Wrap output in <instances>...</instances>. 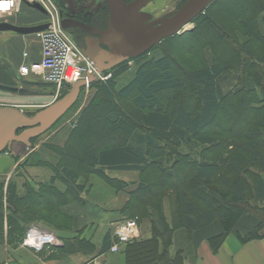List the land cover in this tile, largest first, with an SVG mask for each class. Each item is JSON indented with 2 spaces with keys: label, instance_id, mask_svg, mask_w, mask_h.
<instances>
[{
  "label": "trees",
  "instance_id": "16d2710c",
  "mask_svg": "<svg viewBox=\"0 0 264 264\" xmlns=\"http://www.w3.org/2000/svg\"><path fill=\"white\" fill-rule=\"evenodd\" d=\"M232 1H212L192 20L196 22L193 29L168 36L140 56L130 58L136 60L148 52H155L157 47L167 41L183 45L184 41H187V44L188 41H195L206 45L208 53L205 61L194 58L200 66L191 67L187 72L194 86V108H188L184 103H175L169 107L164 102L162 94L178 88L181 84L180 78L174 75L171 69L177 64L168 52L164 51L158 58L138 66L132 78L118 90L122 100L131 101L129 118L119 113L115 103H107L108 113L102 115L92 110V117L85 124L89 125L92 118L100 117L105 123L103 129L108 135L102 136L100 142L95 145L79 150L68 140L60 146L61 148L58 146L55 151L58 160L56 159L54 165L52 163L49 168L52 171L49 188L41 195H21L11 181L7 183L5 199L13 207L9 208V218L14 240L22 232L21 224H29L51 217L55 213H62V208L67 206L70 200L84 202L80 193L84 191L85 181L90 182V175L98 173L106 183L113 184V180L104 174L105 170H136L149 181L155 180L156 175L159 176L154 184L138 183L130 194V199L123 205L127 218L136 219L137 222L142 217L148 218L152 227L149 238L131 240L124 245L125 264H185L186 250H192L193 246H197L202 240H208L212 250L216 252L224 237L230 233L236 235L240 243L262 237L264 181L259 172H264V109L256 123L249 128L250 137L239 143L242 150L233 154L222 152L216 159L206 157L207 146L216 143L215 133L202 132L215 124L219 109L227 97L225 89L231 81L237 84L240 82L249 90H254V86L264 85V72L249 65V61L264 64V28L260 33L254 28L257 26V14L260 10L264 11V0L252 4V11L247 17H228L220 14L224 4ZM56 3L61 5L59 1ZM245 7L248 8V5ZM235 24L237 26L233 30ZM202 26H211L217 31L222 39L219 42L225 40L234 47L238 46V51L232 50L235 54L233 59L223 60L222 50H219L221 58H216L205 29L202 32L204 36L201 34ZM244 33L249 39L252 38L253 43L254 40L259 42V57L249 47ZM241 53H244L247 59L241 56ZM241 60L245 62L240 75H231L233 70H238ZM124 62L117 64L110 71L120 69ZM94 85L102 95L110 97L113 101L114 89L110 79L103 82L94 81L91 87ZM65 89L67 91L68 88L63 90ZM240 96L236 93L232 98L236 102ZM232 123L228 125L231 127ZM76 134L81 138L84 136L83 131L76 129L67 139L73 140ZM87 138L92 141L100 139L96 134ZM33 140L31 139V142H34ZM164 144L177 151H163ZM228 144L232 143L223 138L222 148ZM178 148L185 151L183 155H180ZM29 159L31 160L24 159L19 166L24 167L22 163H27ZM63 159L72 160L74 163L69 164ZM183 162L187 166L184 173H190V183L186 187L189 188L191 196L204 204L202 207H198L192 199L186 197L184 189L181 188L182 182L177 183L175 180V170ZM222 168H227L233 176L227 177L220 171ZM151 169L155 173H150ZM248 174L253 176L252 183L247 179ZM215 175L222 183V190H217L209 183ZM165 178L170 182L165 183ZM55 181L66 186L63 193L52 185ZM198 182L207 184L200 185ZM3 188L4 179H0V202ZM166 188L175 193L177 204L172 213L171 224L163 214L161 201H156L163 197V189ZM245 190H249L250 197L245 195ZM40 207H46L47 213H43ZM83 244L89 245L68 241L67 246L79 249ZM108 244L106 237L104 247Z\"/></svg>",
  "mask_w": 264,
  "mask_h": 264
},
{
  "label": "crops",
  "instance_id": "0c3cea01",
  "mask_svg": "<svg viewBox=\"0 0 264 264\" xmlns=\"http://www.w3.org/2000/svg\"><path fill=\"white\" fill-rule=\"evenodd\" d=\"M27 3L28 1L25 0L19 6L20 14L27 19L19 22L20 25L41 24L45 20V13L38 9L41 12L40 15L37 13L36 15ZM32 13L40 19L31 21L30 19L35 16ZM31 35L0 31V84L21 89L19 92L0 90V105H14L21 108L44 106L53 99V88L40 81L36 72L24 77L17 72L23 61L21 55L24 50L29 49L31 53L28 61L36 63L39 59V47L30 37ZM38 146L26 147L22 143L13 142L9 150L0 153V179H4L3 197L0 202V264H125V246H120L118 251H111L110 246L115 243L114 226L120 220L127 218L123 205L130 199V194L137 186L134 179L140 176V172L136 170H105L104 174L113 180V184L106 183L97 175L98 173L90 175V182L85 187L86 193H80V198L84 202L70 200V203L62 208L64 211L62 213H55L56 215L29 224H21L22 232L16 240L13 239L12 223L9 218V208L13 209V207L5 199L7 183L11 181L21 195L32 193L35 196L47 191L50 185L52 171L49 168L19 166L24 159L35 158ZM22 149L25 151L20 154L19 151ZM259 176L264 181L263 171L259 172ZM78 182L81 183V180L78 179ZM52 185L60 193L66 190V186L60 182L55 181ZM51 201L53 202L52 199ZM54 201L56 202L55 199ZM165 208L162 204L163 214L171 224L172 214H169L170 216L165 214ZM40 209L43 213H47L46 207ZM30 226L52 231L58 243L45 246L41 251L23 246L21 241ZM151 232L149 219L142 217L138 220V228L132 240L149 238ZM261 234V238L240 243L238 237L230 233L224 237L216 252L212 250L208 240H202L197 246H193L192 250H186L185 263L264 264V228ZM106 237L109 244L104 247ZM68 241L84 242L89 245L83 244L81 248L76 249L68 247Z\"/></svg>",
  "mask_w": 264,
  "mask_h": 264
},
{
  "label": "rangeland",
  "instance_id": "374dc122",
  "mask_svg": "<svg viewBox=\"0 0 264 264\" xmlns=\"http://www.w3.org/2000/svg\"><path fill=\"white\" fill-rule=\"evenodd\" d=\"M54 3L56 4L58 11L60 13V7L63 5H66L65 8H68L69 5L71 4V1L74 0H53ZM57 1L60 2V6L56 3ZM79 0H76V3H78ZM83 2H88L91 3L92 7H97L100 4H103V0H80ZM188 0H152L149 2L145 7L142 8L141 10V15L142 19L141 22L145 24H150L151 29L154 30L157 28L159 25H161L163 22H165L171 15H173L185 2ZM260 2V0H233L231 3H225L223 6L222 11H220V14L227 15L228 17L230 16H246L249 15V13L252 11V4H256ZM125 2L128 3V0ZM261 3V2H260ZM26 5V4H25ZM94 5V6H93ZM245 5H248V8L245 7ZM261 5V4H260ZM27 6H30L35 12V14H39L40 12L36 7L35 4L32 2H28ZM208 6V5H207ZM206 6V7H207ZM107 9V8H106ZM203 11V10H202ZM201 11V12H202ZM108 12V10H107ZM200 12V13H201ZM32 13V14H34ZM34 14V15H35ZM36 14V15H37ZM34 16L33 19H30L31 21L33 20H39V16ZM27 19H25L24 16L20 14V11L18 12H8L6 16H4V19L0 18V22L5 21L9 22L18 26H21L19 22H24ZM231 20V19H230ZM257 22V26L254 28L260 33V31L264 28V11L260 10L259 14H257V17L255 19ZM194 21H191L189 25H187L185 31H189L195 27ZM107 26V22L104 24L103 29H105ZM237 24L232 28H236ZM201 28V34L203 30L205 29L206 37L208 38L209 42L212 44V49L215 52L216 58L219 59L221 58V55L219 54L220 51L222 50V59L230 61V59L234 58L235 54L232 53L234 51H238L237 47L234 45L228 44V41L223 40V42H219L220 37L219 33L215 31L211 26L205 27L202 26ZM238 28L240 26L238 25ZM243 30V28H242ZM243 32V31H242ZM245 36V33L243 34ZM204 36V33L202 34ZM32 39L34 40L33 35H31ZM246 37V36H245ZM73 38L77 43H81L82 46H84L81 42L80 39H76L74 36ZM247 42L249 47L253 50L255 55L258 57L261 54V50L257 47L259 42L253 43L252 38L246 37ZM251 40V42H250ZM187 44V41H184V45ZM183 44H177L173 42H164L161 44V46L157 47L155 52H148L145 54L143 57L136 59V60H125L124 63L121 64L120 69L116 71H110V70H105L102 72V75L105 76L107 74H110L109 78L111 80V83L113 84V89H114V97L113 101L110 97H106L101 94L99 88L97 89L96 86L91 87V83L94 81H106L105 79H100V78H94L93 81L89 83L88 87H83L80 91V94L75 101V103L66 111V113L59 119L57 120L47 131H45L42 135L35 137L34 142H31V145H39L36 148L35 151V158L29 159L26 163H22V166L24 167H31V166H43L47 168H51L52 163L54 165V162L57 159V156L55 154V151L57 147H60V144H63L68 140L71 144L76 147L77 150L80 148L83 149L88 146H93L96 143L100 142L102 139V136H105L106 134L108 135L107 132L104 131L103 126H104V121L102 118L97 117L95 119L92 118L91 122L89 125H86V121L91 118V111L94 110L95 112L97 111L100 115L104 113H108V110H106L107 103H115V106L120 110V114H125L127 118L130 117V110L132 108V104L130 99H123L119 96L118 90L123 87L124 85L127 84V82L130 80L132 77V73H134L135 69L140 66L141 64L148 63L149 60H153L154 58H158L164 51L168 52L171 59L174 60V62L177 64L174 67H172V71L174 75L178 76L181 80V84L178 88L169 90L165 93L162 94V97L165 99V103L169 106L172 107L173 104L175 103H184L188 108L193 109L195 106V97L193 94V83L188 77V70L191 67H198L200 64L196 63L194 61V58H198L200 61H205V56L208 53L206 45H200L199 43L195 42L194 43H189L187 46H184ZM222 46V48H220ZM38 48V47H37ZM241 56H243L245 59H247V56L244 55V53H241ZM22 58V55H21ZM249 59V58H248ZM23 58L21 59V61ZM245 61L241 60V65L238 68V70H233L231 72V75H240V71L243 68V63ZM249 65H253V69L257 68L259 71L264 72V64H259L256 63L255 61H249ZM248 62V63H249ZM121 63V62H120ZM190 64V65H189ZM193 64V65H191ZM254 90L252 89H247L243 84L240 82L234 83V81H231L230 85L227 86L226 90V99L225 102L221 105V109H219L218 115L216 117L215 124L207 127L202 130V132H209L211 134L215 133L214 135V141L216 142L214 145L211 144L207 146V153L206 157L210 159H216L218 155L224 153L228 154H233L236 151H241V147L239 146V143L243 140H246L247 138L250 137L249 135V128L252 127L258 120V118L262 115L263 109H264V85L260 86H254ZM65 90L60 91L57 95L54 94V91L52 90L53 93V99L54 101L57 98H60L61 96L64 95ZM239 93V100L236 102L232 98V95ZM49 99V98H48ZM50 101V102H52ZM47 102V101H46ZM48 104V103H47ZM41 106V105H40ZM40 106H34V107H25L22 108L26 112L33 113L36 110L40 109ZM42 107V106H41ZM230 122H233L231 124V127L228 125ZM83 131L84 136L83 138L78 137L76 134L75 138L72 140L67 139L72 131L75 130ZM234 132V133H233ZM92 134H96L99 136L100 139L97 140H89L87 137L92 136ZM66 138V139H65ZM227 138L230 140V143L226 145L225 148H222V139ZM56 147V148H55ZM163 151H170L174 150L175 152L177 149L171 148V146H168L167 144L163 146ZM25 150L22 149V151H19L20 154H22ZM38 151V152H37ZM180 151V152H179ZM264 151V149H263ZM154 152V151H152ZM178 152L180 155L184 154V150H180L178 148ZM31 158V157H30ZM58 160V159H57ZM66 160V159H63ZM66 162L69 164H73L74 162L72 160L67 159ZM21 164V163H20ZM79 164V163H76ZM170 164V161L168 162ZM165 165V164H164ZM167 166V165H166ZM186 164L183 162L179 165L178 168L175 170V180L180 181L182 187L184 189V192L186 194V197L192 199L194 203L198 207H202L204 204L195 197L191 196L189 194V188L186 187L187 184L190 183L189 180V175L190 173H184L186 172ZM253 169V168H252ZM254 170V169H253ZM189 171V170H188ZM222 173L227 175V177L233 176L231 172L227 168H222L220 169ZM219 171V173H220ZM150 173H155L154 170L151 169ZM183 173V174H182ZM84 177V176H83ZM149 177V175H148ZM156 179L159 177L158 175L155 176ZM217 175H215L214 178L209 180V183L213 185L217 190H222L223 186L222 183L216 178ZM91 177L89 176L88 179ZM155 179V180H156ZM247 179L249 182L252 183L253 181V176L252 175H247ZM136 182L135 184L138 185V183L142 184H154L155 180H147L146 177L140 173V176L137 179H134ZM85 187L88 185V181H85ZM165 183H169L170 180L165 178L164 179ZM197 184L200 185H206V182H198ZM163 197L158 199L161 201L163 204L165 214H172L173 211L176 209V202H175V193L170 190L169 188L163 189ZM84 193H86L85 188H84ZM245 195L247 197H250V192L249 190H245ZM250 204V203H249ZM264 207V205H263ZM170 216V215H169ZM138 223V222H137ZM186 264V263H185Z\"/></svg>",
  "mask_w": 264,
  "mask_h": 264
},
{
  "label": "water",
  "instance_id": "95a60500",
  "mask_svg": "<svg viewBox=\"0 0 264 264\" xmlns=\"http://www.w3.org/2000/svg\"><path fill=\"white\" fill-rule=\"evenodd\" d=\"M152 0H104L108 8V23L105 29L99 30L79 21L62 19L64 28H83L88 35L84 40V52L100 69L109 70L130 58L140 56L162 39L180 33L208 4L214 0H188L165 22L154 30L150 24L141 22V10ZM35 7L42 11L40 6ZM43 12V11H42ZM46 24L17 26L2 21L0 31H12L19 34H32L46 28ZM97 35V38L92 37ZM100 42L106 48L100 46ZM94 77H88V83ZM84 80L69 86L68 91L60 98L40 107L32 114H27L21 107L0 105V153L9 150L13 142L26 147L31 146V139L42 135L77 100ZM0 90L19 92L16 86L0 84Z\"/></svg>",
  "mask_w": 264,
  "mask_h": 264
},
{
  "label": "built area",
  "instance_id": "2783aa9c",
  "mask_svg": "<svg viewBox=\"0 0 264 264\" xmlns=\"http://www.w3.org/2000/svg\"><path fill=\"white\" fill-rule=\"evenodd\" d=\"M25 0H0V18L8 12H18L20 4ZM36 3L45 11V29L32 35L39 47V59L36 63L28 61L31 56L29 49L22 52L23 61L17 72L21 77L36 72L40 81L50 85L57 95L71 84L84 80L88 87V77L107 79L110 74L102 75L103 70L84 52L83 47L75 41L68 29L62 27L61 16L53 0H26ZM138 228L136 219H123L113 229L115 243L111 251L131 241ZM58 243L55 234L47 229L30 226L26 230L21 244L34 251H41L45 246Z\"/></svg>",
  "mask_w": 264,
  "mask_h": 264
},
{
  "label": "flooded vegetation",
  "instance_id": "af4514ba",
  "mask_svg": "<svg viewBox=\"0 0 264 264\" xmlns=\"http://www.w3.org/2000/svg\"><path fill=\"white\" fill-rule=\"evenodd\" d=\"M65 7L66 5H63L59 9V14L62 19L79 21L86 25L93 26L99 30H103L104 24L106 22L108 23V8L105 2L103 4L98 5L97 7H92L91 3H85L80 0L78 1V3H76V0H74L71 1V4L68 8ZM68 31L76 39H80L82 44L84 45V40L88 33L83 28H78L75 26L68 28ZM92 37L97 38V35H92ZM100 46L106 48L105 45L101 42Z\"/></svg>",
  "mask_w": 264,
  "mask_h": 264
},
{
  "label": "bare ground",
  "instance_id": "6f19581e",
  "mask_svg": "<svg viewBox=\"0 0 264 264\" xmlns=\"http://www.w3.org/2000/svg\"><path fill=\"white\" fill-rule=\"evenodd\" d=\"M187 25H189V23H188V24H186V25H185V26L182 28V30L180 31V33H178V34H181V33H183V32L185 31V29H186Z\"/></svg>",
  "mask_w": 264,
  "mask_h": 264
}]
</instances>
